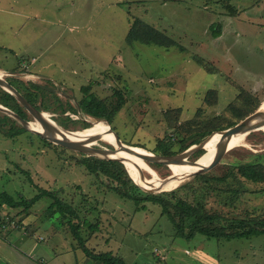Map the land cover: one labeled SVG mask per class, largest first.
I'll return each mask as SVG.
<instances>
[{
    "label": "rangeland",
    "instance_id": "374dc122",
    "mask_svg": "<svg viewBox=\"0 0 264 264\" xmlns=\"http://www.w3.org/2000/svg\"><path fill=\"white\" fill-rule=\"evenodd\" d=\"M220 1L0 0V76L7 83L12 81L20 95H36L41 90L44 97L36 100L38 110L53 127L72 133L92 129L78 106L90 99L82 88L89 87V93L106 105L116 102L113 92L120 90L123 105L110 129L125 145L158 155L151 151L161 147L160 141L172 138L170 126L177 125L165 120L168 111H180L181 125L194 120L193 127H206L218 117L223 126L237 121L235 109L249 112V117L264 104V0H232V15ZM135 19L162 32L176 45L163 48L127 43ZM216 24L220 35L214 38ZM208 91H214L210 105L204 101ZM26 113L29 122H34ZM82 122L89 127L81 129ZM236 125L212 132L200 150L207 152ZM251 133L246 136L247 145L229 150L217 166L201 174L220 176L236 163L264 164V130ZM40 138L30 132L12 139L0 133V192L20 202L47 191L69 204L77 215L46 218L54 200L48 197L25 212L22 208L0 209V236L15 232L31 237L38 232L29 244L37 245L36 250L24 251L35 264H93L69 230L68 222L83 221L95 226L92 231L81 225L85 246L95 253L111 252L126 264H202L199 253L212 257L216 264H264V235L231 241L198 234L189 240L177 236L158 204L121 198L112 190L115 182L90 174L77 163L82 155H88ZM79 149L97 154L95 149L113 151L114 147L106 139H98ZM202 155L183 166H193ZM113 156L119 158L116 152ZM146 164L160 180L174 173L163 163ZM144 176L152 181L148 174ZM192 179L159 193L144 192L133 182L138 188L133 193L143 198L175 191L166 199L199 201L209 212L228 217L264 218V184L235 183L247 191L230 207L223 204L225 196L219 197L215 191L203 193L201 183ZM40 252L48 257H41Z\"/></svg>",
    "mask_w": 264,
    "mask_h": 264
},
{
    "label": "trees",
    "instance_id": "16d2710c",
    "mask_svg": "<svg viewBox=\"0 0 264 264\" xmlns=\"http://www.w3.org/2000/svg\"><path fill=\"white\" fill-rule=\"evenodd\" d=\"M232 0H221L220 3L225 5L224 8L229 9V14H234L235 11L229 4ZM130 28L126 36V42L131 44L133 42H138L145 45H154L163 48H170L176 45L172 39L168 38L162 32L156 30L155 28L145 24L141 20L135 19L131 22ZM220 35V26L216 24L212 28V36L214 38ZM181 52L184 51L182 46H178ZM204 67L206 65L204 64ZM10 85L12 81L8 80ZM37 89L35 85H32ZM39 90V89H38ZM37 90V91H38ZM83 93L88 96L89 100H83L79 106L81 112L97 120H105L108 124L113 121L114 115L121 109L123 105V97L120 90H114L113 95L116 97V102L112 105H106L103 100L96 98L93 94L89 93V87L81 89ZM18 91V90H17ZM214 91H208L205 95L204 101L209 104L211 98H213ZM21 95L36 109L40 108L36 105V100L38 97H44V94L38 91L36 95L30 93H21ZM210 97V98H209ZM0 105L13 111L21 118L29 121L27 116V111L15 100L13 96L5 92L0 88ZM210 105V104H209ZM257 105V104H256ZM256 105L254 107H256ZM256 109L252 110L253 112ZM251 111V112H252ZM199 112V111H198ZM234 116H236V122L227 123L221 125L220 118L215 117L211 121L209 120L206 127L197 125L193 127L194 120L187 121L184 125L179 124L180 111H168L164 114L165 120L167 122L174 121L177 125L170 126L173 130L171 137L167 140L160 141L158 146H161L157 150H152L151 153H155L161 156H177L187 150L189 147L200 144L207 136H209L214 131L226 130L238 123V121L244 119L249 115V112H245L241 109L234 110ZM199 113L196 114L198 116ZM66 119H69L68 117ZM89 127L88 123L82 122L81 129ZM22 126H20L14 119L8 117L7 115L0 113V133L7 138H14L15 136L27 133ZM250 137L252 133L248 134ZM167 137V136H166ZM42 141L45 142L42 138ZM247 139V137H246ZM175 141L172 143L171 141ZM111 147V146H110ZM133 147V146H132ZM137 147V146H134ZM233 150V149H232ZM204 153L203 150L193 153L188 157L187 164L192 163L197 160ZM190 158L191 161L189 160ZM79 165L86 168L87 172L95 176H104L108 180L115 182L117 185L112 189L118 196L124 199H129L138 203L139 201L152 202L158 204L161 207L162 214L170 220L173 227L176 230V235L191 239L194 235L198 234L204 236L208 239L216 240H239L245 239L250 240L254 237L264 235V218H256L247 215L246 217H228L222 213L216 211H208L203 203L197 201L194 203H189L184 199H176L175 201H170L166 199L165 196L173 195L175 191L170 193H162L160 195H146L143 198L138 197L133 193L134 190H138L137 186L133 184L132 179L129 177L125 167L119 161L113 159H99L96 157H87L82 155V157L77 160ZM148 165L151 167L153 164ZM216 164L215 166H217ZM214 166V167H215ZM167 167V166H165ZM168 168V167H167ZM169 170V169H168ZM171 173V171L169 170ZM231 179V182L229 181ZM192 180H198L201 185L200 189L203 193H208L209 191H215L217 195L225 196L226 206L233 207L237 197L243 194L245 189L240 187H235V183H252V184H264V164L259 161L236 163L228 166L227 170L220 176L211 175L209 172L193 177ZM186 186V185H184ZM223 186L224 188H220ZM264 192V189L261 191ZM43 197L53 198V202L49 205L47 212L45 213L46 218H51L58 215L62 218L70 215L73 218H77L76 213L72 207L62 202L61 200L55 198L51 193L47 191H42L40 195L34 196L30 200L15 201L11 196L5 192H0V209L4 206L16 209L22 208V211H27L32 205H34L38 200ZM69 223V230L73 239L77 242L78 248L82 250L85 257L90 259L93 264H126L121 258L113 255L111 252L95 253L89 250L85 246V241L80 235L81 225H86L90 230L93 231L95 226L90 223L83 221L80 223ZM188 230L185 233V230ZM28 233L31 234V227L27 228Z\"/></svg>",
    "mask_w": 264,
    "mask_h": 264
},
{
    "label": "water",
    "instance_id": "95a60500",
    "mask_svg": "<svg viewBox=\"0 0 264 264\" xmlns=\"http://www.w3.org/2000/svg\"><path fill=\"white\" fill-rule=\"evenodd\" d=\"M0 88H2L5 92L9 93L11 96H13L15 100L32 116V118L43 126L42 132L31 129L29 127V124H30L29 121L24 120L19 115L12 112L11 110L3 106H0V112L14 119L25 130L45 140L58 144L62 147H66L71 150H75V151L77 150L78 152H82L88 155L89 157H97L100 159H113V160L119 161L120 163L124 165L127 173L129 174L128 169L126 167V164L132 165L128 157L129 147H127L111 129H110V133L112 134L113 140L115 143L114 150L108 151L106 149H95L97 154L87 153L79 149L82 142L71 141L62 134L54 135L51 125L49 124L48 121H46L43 118V112L39 111L32 104H30L22 95H20L1 76H0ZM260 130H264V116L261 112V107H259V109L254 114L247 117L242 122L237 124L234 128H232L230 131L222 135V137L219 139V142L216 145L214 155L212 156L210 161L206 165L199 166L195 171L188 173L186 175H178L176 173H173L169 175L168 177L161 179V181L153 185L144 183L143 178L140 173L138 175L137 180H133L132 177L130 175L129 176L132 179V181L135 183V185H137L144 192H147V193L163 192L164 187L167 186L168 184L179 181V180L184 181L186 179L193 178L203 173L204 171H206L209 167H212L213 165H215L219 161V159L225 153H227L229 149H231L229 148V142L236 136H239V135L247 136L251 132L260 131ZM206 142L208 141H204L198 145H194L193 146L194 149H190L191 147H189L187 150H185L184 152H182L181 154L177 156H161V155L153 154L152 157H149L146 159V162H155L159 164H162V163L164 164V159L168 160L170 158L176 157V162L178 164L185 165L187 163L184 161V159L189 157L193 153L199 151L200 149H204L202 145ZM116 151L120 154L119 158L113 156V152H116ZM188 164H191V163H188Z\"/></svg>",
    "mask_w": 264,
    "mask_h": 264
},
{
    "label": "bare ground",
    "instance_id": "6f19581e",
    "mask_svg": "<svg viewBox=\"0 0 264 264\" xmlns=\"http://www.w3.org/2000/svg\"><path fill=\"white\" fill-rule=\"evenodd\" d=\"M2 76H3V74H2ZM25 77H27V76H25ZM261 112L264 116V104L261 106ZM43 118L46 121H48L49 124L51 125L54 135L62 134L67 139H69L71 141L82 142L81 146L82 145L86 146L89 144L91 145V144L95 143L98 139H106L107 141H109L113 145V147L115 145L114 140H113V136L110 133L109 124L105 120H97V119H94L90 116H87V118L89 119L88 122L91 125L92 129L84 131V132L72 133V132H68L65 130L63 131L61 129L55 128L56 126L51 121L47 120V118L44 115H43ZM52 125H54L55 127H53ZM105 126L108 128L107 130L105 129ZM29 127L31 129H34V130H37L40 132H42V130H43V126L35 120H34V122L33 121L30 122ZM245 139H246L245 135L236 136L235 138H233L229 142V148L235 149L236 147L241 148L242 146L247 145ZM217 143H215L213 145V147L209 148V150L202 155L203 158L200 161H198L196 164H194L193 166L186 167V166H183L181 164H178L176 162V157L170 158L168 160L164 159V164L166 163V165L168 167L173 169L174 173H176L178 175H186L188 173L195 171L199 166L206 165L210 161V159L214 155ZM126 146L129 147L128 148V152H129L128 157L132 163V165L126 164V167L128 169L129 175L132 177V179L137 180L138 175L140 173L142 178H143L144 183H146V184L153 185V184L161 181L160 177L154 171H152L149 168V166L146 164V162L143 160V159H147L149 157H152L153 155L148 154L142 150L132 148L128 145H126ZM231 149H229V150H231ZM116 153L118 154V157H120V154L117 151H116ZM145 174H148L149 176H151L152 181L146 180V178L144 176ZM181 182L182 181L179 180V181L172 182V183L168 184L167 186L164 187L163 192L177 187Z\"/></svg>",
    "mask_w": 264,
    "mask_h": 264
},
{
    "label": "crops",
    "instance_id": "0c3cea01",
    "mask_svg": "<svg viewBox=\"0 0 264 264\" xmlns=\"http://www.w3.org/2000/svg\"><path fill=\"white\" fill-rule=\"evenodd\" d=\"M8 232L9 231H7V233ZM37 233L35 232L34 235L31 234V237H27V233L25 236H19L15 232L9 233L5 237L3 235L0 236V264H35L24 251H26V249H28L29 252L36 250L37 245L34 244L30 246L29 244L35 240L36 235L38 236ZM14 243H16V245H14ZM199 254L200 256L198 258H200L202 264H216L212 257L204 253ZM40 256L48 257L41 255V252Z\"/></svg>",
    "mask_w": 264,
    "mask_h": 264
},
{
    "label": "built area",
    "instance_id": "2783aa9c",
    "mask_svg": "<svg viewBox=\"0 0 264 264\" xmlns=\"http://www.w3.org/2000/svg\"><path fill=\"white\" fill-rule=\"evenodd\" d=\"M2 228L6 230V226H5V225H2ZM37 239H38L39 241H41V240H42V238H41V237H38Z\"/></svg>",
    "mask_w": 264,
    "mask_h": 264
}]
</instances>
